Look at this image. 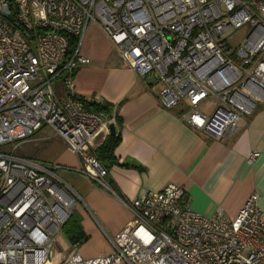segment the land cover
<instances>
[{
	"label": "built area",
	"instance_id": "built-area-1",
	"mask_svg": "<svg viewBox=\"0 0 264 264\" xmlns=\"http://www.w3.org/2000/svg\"><path fill=\"white\" fill-rule=\"evenodd\" d=\"M264 0H0V264H264V214L251 194L233 219L204 216L167 184L126 202L131 221L112 252L56 258L54 242L77 204L59 165L15 156L17 142L49 128L75 155L76 170L108 189L95 138L114 117L87 111L72 90L89 25L102 28L123 65L158 85L160 105L191 128L225 139L264 105ZM248 28L228 49L223 35ZM78 46L69 58V39ZM66 90L57 96L53 81ZM214 101L210 113L200 108ZM258 156L252 153L248 163Z\"/></svg>",
	"mask_w": 264,
	"mask_h": 264
},
{
	"label": "crops",
	"instance_id": "crops-1",
	"mask_svg": "<svg viewBox=\"0 0 264 264\" xmlns=\"http://www.w3.org/2000/svg\"><path fill=\"white\" fill-rule=\"evenodd\" d=\"M78 53L88 63L74 72L76 99L108 103L110 112L103 117L118 119L113 124L120 137L114 150L116 163L106 178L111 187L101 188L78 173V158L49 128L17 142L14 153L30 162L61 166L56 175L75 193L72 216L86 240L73 246L61 234L53 245L57 259L72 251L87 260L108 256L109 239L131 221L125 203L167 184L182 188L189 208L204 216L221 211L233 219L254 193L264 214V105L243 117L233 136L219 140L188 126L179 108H163L157 97L159 85L125 67L100 26L87 27ZM52 85L57 96L66 94L60 78ZM110 134L109 128L102 131L93 142L94 150ZM252 153L258 156L248 163Z\"/></svg>",
	"mask_w": 264,
	"mask_h": 264
},
{
	"label": "trees",
	"instance_id": "trees-1",
	"mask_svg": "<svg viewBox=\"0 0 264 264\" xmlns=\"http://www.w3.org/2000/svg\"><path fill=\"white\" fill-rule=\"evenodd\" d=\"M11 1V0H9ZM78 46V40L75 37H71L69 39V45L67 50V57L69 58L73 53L75 52L76 48ZM74 98L75 95L73 96ZM78 100L83 104L84 108L87 111L95 112L101 115H108L111 109L110 104L108 103H96L93 101H86L83 98H78ZM117 118H114V120ZM118 120V119H117ZM120 137L118 134L114 132V134H110L106 140L103 142V144L97 149L94 150V155L98 162L106 169L116 163V159L114 157V150L119 144ZM125 167H130L129 165H123ZM107 181V180H106ZM109 187L110 184L107 182ZM113 189V188H112ZM62 234L65 236L67 241L73 245H79L82 242L86 240V236L81 230L79 223L75 217L72 215L68 218V220L63 224L62 226Z\"/></svg>",
	"mask_w": 264,
	"mask_h": 264
},
{
	"label": "rangeland",
	"instance_id": "rangeland-1",
	"mask_svg": "<svg viewBox=\"0 0 264 264\" xmlns=\"http://www.w3.org/2000/svg\"><path fill=\"white\" fill-rule=\"evenodd\" d=\"M248 31V28H242L241 30L233 33L232 35L225 33L223 35V40L227 43L228 49L231 51L235 48L240 47L244 43V39L246 37V33ZM213 107H215V102L214 101H207L201 108L200 110L210 113L213 111ZM1 152L9 154L11 151V146L10 145H5L0 149Z\"/></svg>",
	"mask_w": 264,
	"mask_h": 264
},
{
	"label": "water",
	"instance_id": "water-1",
	"mask_svg": "<svg viewBox=\"0 0 264 264\" xmlns=\"http://www.w3.org/2000/svg\"><path fill=\"white\" fill-rule=\"evenodd\" d=\"M109 130H110V133L111 134H114V127H113V125L109 126Z\"/></svg>",
	"mask_w": 264,
	"mask_h": 264
}]
</instances>
